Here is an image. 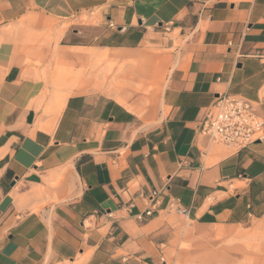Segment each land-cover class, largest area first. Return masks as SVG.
Here are the masks:
<instances>
[{
	"label": "crops",
	"instance_id": "0c3cea01",
	"mask_svg": "<svg viewBox=\"0 0 264 264\" xmlns=\"http://www.w3.org/2000/svg\"><path fill=\"white\" fill-rule=\"evenodd\" d=\"M219 94L264 119V0H0V264H163L172 202L263 217L264 141L197 132Z\"/></svg>",
	"mask_w": 264,
	"mask_h": 264
},
{
	"label": "rangeland",
	"instance_id": "374dc122",
	"mask_svg": "<svg viewBox=\"0 0 264 264\" xmlns=\"http://www.w3.org/2000/svg\"><path fill=\"white\" fill-rule=\"evenodd\" d=\"M163 221V264H264V216L243 227L199 229L170 210Z\"/></svg>",
	"mask_w": 264,
	"mask_h": 264
},
{
	"label": "built area",
	"instance_id": "2783aa9c",
	"mask_svg": "<svg viewBox=\"0 0 264 264\" xmlns=\"http://www.w3.org/2000/svg\"><path fill=\"white\" fill-rule=\"evenodd\" d=\"M197 132L209 143L236 154L255 142L264 141V119L255 113V107L249 100L219 94L197 123ZM170 209L177 215L186 216V212L174 202ZM150 214V211L145 213L146 216Z\"/></svg>",
	"mask_w": 264,
	"mask_h": 264
}]
</instances>
